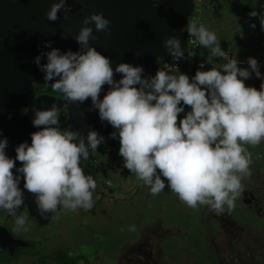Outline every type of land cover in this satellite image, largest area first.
I'll list each match as a JSON object with an SVG mask.
<instances>
[{
	"label": "clouds",
	"instance_id": "obj_1",
	"mask_svg": "<svg viewBox=\"0 0 264 264\" xmlns=\"http://www.w3.org/2000/svg\"><path fill=\"white\" fill-rule=\"evenodd\" d=\"M67 5L68 0H57L46 18L56 22L61 11H71ZM258 15L250 13L251 17ZM260 19L264 28V16ZM93 24L95 32L111 31V22L103 13L86 16L75 37L79 51L61 52L52 48L51 42L46 43L51 51L34 61L45 73V81L53 82V89L71 103L91 99L101 121L117 130L112 138L118 134L124 167L150 188L151 195L157 196L167 187L192 209L207 206L217 215L225 208L231 212L243 191V179L251 176L252 153L246 146L255 147L264 141V83L260 90L246 86L251 72L238 67L240 62L235 57L229 59L216 34L204 24L197 27L189 22L186 31L210 49L209 60L227 62L221 70H197L191 79L164 70L145 77L142 66L128 63L113 69L110 58L90 46L96 38L89 26ZM67 37L62 33V38ZM164 46L174 61L184 59L178 37L166 39ZM45 56L47 63L41 64ZM247 63L256 77L262 78L258 61L250 57ZM117 74L122 78L116 80ZM105 85L109 91L101 100ZM186 107L191 110L179 119ZM33 111V126L41 130L31 134L30 145L25 142L16 148L15 159L6 154L7 138L0 140V209L15 217L16 231L29 229L27 217L18 214L24 194L19 187L21 176L13 170L22 174L23 188L35 196L42 218L65 210H91L97 182L85 174L81 162L89 159V149L95 154L104 141L95 130L86 137L79 131L61 130L56 104ZM17 161L22 165L18 169Z\"/></svg>",
	"mask_w": 264,
	"mask_h": 264
},
{
	"label": "water",
	"instance_id": "obj_2",
	"mask_svg": "<svg viewBox=\"0 0 264 264\" xmlns=\"http://www.w3.org/2000/svg\"><path fill=\"white\" fill-rule=\"evenodd\" d=\"M57 0H0V140L7 138L5 149L9 158H16V148L26 139L31 144V134L39 131L33 126L34 108L48 109L56 104L67 111V120L60 127L79 131L85 137L95 130L106 143L113 134V127L101 121L98 110L92 108V101L82 104L71 103L67 98L39 96L35 97V86L49 85L45 73L34 62L41 53L51 51L45 47L51 42L52 48L61 52L80 50L75 37L83 26L86 16L103 13L111 22L110 33L95 32L90 46L95 47L105 57L110 58L112 67L120 63L142 66L144 73L154 68L159 60L167 57L164 46L166 39L176 36L181 40L184 53L189 51L186 26L194 10L193 0H68L71 11H61L59 19L51 22L46 13ZM206 6L214 12L220 11L221 0H205ZM67 33V38H62ZM47 63V57L41 64ZM121 75L115 76L116 80ZM109 91L105 85L100 99ZM28 111L21 116L20 110ZM89 157L96 158L89 149ZM16 162V168H20ZM19 187L23 190L24 205L30 215L40 224L49 220L42 218L37 211L35 196L23 188L22 174ZM8 214L6 211H4ZM9 215V214H8ZM45 220V221H44ZM18 244L26 246L24 241L15 240L9 231L0 226V249L14 248Z\"/></svg>",
	"mask_w": 264,
	"mask_h": 264
},
{
	"label": "rangeland",
	"instance_id": "obj_3",
	"mask_svg": "<svg viewBox=\"0 0 264 264\" xmlns=\"http://www.w3.org/2000/svg\"><path fill=\"white\" fill-rule=\"evenodd\" d=\"M254 11L258 13L256 9ZM249 18L256 28L249 34H254L258 39L264 38L260 15H249ZM241 30V25L233 27L231 40L220 43L223 51L228 52L225 50L227 45H249L251 36L246 39L245 31L239 34ZM258 50L264 53V46ZM245 52L252 58L250 49H245ZM240 60L243 62L238 67L251 72V78L245 81L246 86L249 87V82L260 90L264 83V66L259 67L262 78H257L244 54ZM226 62L217 58L214 66L221 70ZM246 147L250 152L253 146ZM116 163L118 168L108 176L109 187L104 190L106 194L93 193L94 206L91 210L78 209L55 214L51 223L42 228L37 227L34 221H27L29 230H21V233L25 238L23 240L28 241L24 242L28 245L25 250L29 253L21 251L23 255L9 264H31L35 257L32 252L45 255L58 248H67L72 255L80 256L83 264H226L233 260L232 257L238 260L237 264H243V251H249L246 249L249 230L240 231L244 234H241V238L234 236L231 239L227 234L231 230L220 227L214 216L216 213L207 206L192 209L167 187L159 195L153 196L150 188L124 167L123 160ZM254 168L257 165L255 156H252L250 171ZM231 217L246 227L263 226L260 217L244 209L238 198ZM133 226L134 230H130ZM233 248L234 253L228 252ZM245 256L248 257L249 252Z\"/></svg>",
	"mask_w": 264,
	"mask_h": 264
},
{
	"label": "flooded vegetation",
	"instance_id": "obj_4",
	"mask_svg": "<svg viewBox=\"0 0 264 264\" xmlns=\"http://www.w3.org/2000/svg\"><path fill=\"white\" fill-rule=\"evenodd\" d=\"M203 1V22L206 25V28H208V30H217L216 32L221 35L220 38L223 43H228V41L231 40V37L234 35L232 32L233 27L241 25L242 30L239 34H242L243 31H245V38L247 39L251 36L252 40L250 41L249 45H242L241 47L235 45L234 47H237L239 50H241V52L246 57H248V55H246L245 49H250L252 58H264L263 52H260V55L257 56L259 54L258 49H263V47H261V41H259L258 37H256L254 34H249L251 33V30L249 29V27H251L249 25V22H252L250 21L249 15L251 12L254 11V9H256L260 17L264 16V14L262 13L264 11V0H221V8L218 12H214V10L209 9L206 6L205 0ZM34 89L35 97L47 96L59 97L62 99L66 98L62 93L55 91L53 89V86L40 85L35 86ZM27 111L28 108L21 109V116H23ZM59 118L60 124L64 125L67 120V111L65 109H60ZM60 128L61 130L66 129L63 126ZM25 142L30 145V141L28 142L26 139H22V143ZM104 144L98 147L95 153L96 158L89 157L87 161L82 160L81 162V166L84 168L85 174L92 175L96 179V195L98 194V192L106 194L104 190L109 187L108 176L109 174H111V171H116V169L118 168L116 162L120 160L114 155H103L102 149ZM250 152L252 153V156H255V164L257 165V168L251 170V176L245 177L243 179V191L238 197V199L244 209L249 211V213H252L254 216L257 215L260 217L261 221L263 222V226L255 228L254 226L250 225H247L248 227H246V225H240L235 222L234 219L231 217L232 211H226L219 215L214 214V216L218 219L220 227H228L231 230V232H227V234L229 233V237L231 239L234 236L236 238H241V234L244 235L241 232H246L247 230L250 231L247 234L249 236V240L248 245L246 247V249H248L249 251H243L244 253L241 257L243 264H264V141H262L261 144H259L258 146L250 148ZM20 166L22 167L21 164ZM66 211L67 210L56 213H49V220L44 224H40L37 218L32 217L29 211L27 210V207L21 210V213H23L27 217L28 222L29 220L31 222L34 221L37 227L42 228L43 226H47L51 223L53 215L62 212L65 213ZM0 226L6 228L9 231V234L15 240H22L28 242L27 240H23L25 238L21 231L15 230V217L6 214L3 209H0ZM238 226L239 229H236ZM26 248H28V245L23 246L22 244H18L12 249H9L7 247L4 250L0 249V251L7 252L12 258H14L15 256L19 258L21 255H23L20 250H25ZM228 252L234 253V248L233 250H230ZM247 252H249L248 257L245 256ZM229 256L231 255L229 254ZM245 257H247L248 260H246ZM232 258L233 260L227 261L226 264H237L238 260L235 259V257Z\"/></svg>",
	"mask_w": 264,
	"mask_h": 264
},
{
	"label": "built area",
	"instance_id": "obj_5",
	"mask_svg": "<svg viewBox=\"0 0 264 264\" xmlns=\"http://www.w3.org/2000/svg\"><path fill=\"white\" fill-rule=\"evenodd\" d=\"M194 2V10L192 15L188 19L187 26L189 22L195 23L197 27L203 23V13H204V3L203 0H193ZM205 25V24H204ZM186 26V28H187ZM206 27V25H205ZM188 45L189 51L184 53V59L180 61H174L173 58L168 54L166 58L159 60L153 69L144 73L145 77L154 76L158 70H164L172 74L179 75L180 73L186 74L189 78H193L197 72V70L207 71L214 63L217 58H210L211 52L210 49L204 48L199 44V41L196 37H190L188 33ZM191 53V55H190ZM229 57V54H228ZM230 59V58H229ZM209 60V62H208ZM204 64V68L200 69V65ZM178 69H177V68ZM191 109L186 107L185 112L180 114L179 119H183L188 111ZM117 132L116 129L113 128V133ZM119 138L117 134V138L113 139L112 137L104 144L102 149L103 155H114L118 157V159L123 160V158L119 155Z\"/></svg>",
	"mask_w": 264,
	"mask_h": 264
},
{
	"label": "trees",
	"instance_id": "obj_6",
	"mask_svg": "<svg viewBox=\"0 0 264 264\" xmlns=\"http://www.w3.org/2000/svg\"><path fill=\"white\" fill-rule=\"evenodd\" d=\"M21 251L24 252L23 249ZM25 253L28 254L29 251L25 250ZM32 254L35 257L31 264H83L80 262L81 257L72 255L67 248H58L45 255L38 253V251L32 252ZM14 259H17V256L12 258L7 252L0 251V264H9Z\"/></svg>",
	"mask_w": 264,
	"mask_h": 264
},
{
	"label": "crops",
	"instance_id": "obj_7",
	"mask_svg": "<svg viewBox=\"0 0 264 264\" xmlns=\"http://www.w3.org/2000/svg\"><path fill=\"white\" fill-rule=\"evenodd\" d=\"M235 11H236V9H235ZM262 13H264V11L262 12ZM249 25L251 26V27H249V29L250 30H252V29H256V28H254L253 27V25H254V22H249ZM209 31H212V32H214L215 34H216V36H217V40H218V42L219 43H223V41L221 40V38H220V34L219 33H217L215 30H213V29H210ZM259 41H261V47H263V45H264V38L263 37H259ZM225 50H227L228 52H226V53H229V58L231 59V58H233V57H235L240 63L241 62H243V61H241L240 60V58L242 57V52H241V50H239L237 47H234V46H230V45H227V49H225ZM258 52H259V54L257 55V56H259L260 55V52L261 51H259L258 50ZM231 55V56H230ZM246 58H250L249 56L248 57H246ZM254 58V57H253ZM226 60V59H225ZM258 61V65H259V67L260 66H264V58L263 59H261V60H257ZM215 64H213L208 70H210L211 68H213V67H215L214 66ZM246 84V83H245ZM248 85H249V87H252V85L248 82Z\"/></svg>",
	"mask_w": 264,
	"mask_h": 264
}]
</instances>
